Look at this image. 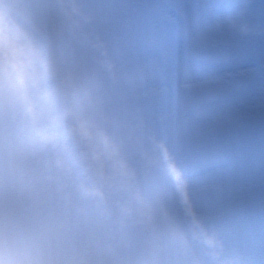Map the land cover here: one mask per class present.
<instances>
[{
    "label": "clouds",
    "instance_id": "obj_1",
    "mask_svg": "<svg viewBox=\"0 0 264 264\" xmlns=\"http://www.w3.org/2000/svg\"><path fill=\"white\" fill-rule=\"evenodd\" d=\"M264 0H0V264H264Z\"/></svg>",
    "mask_w": 264,
    "mask_h": 264
},
{
    "label": "rangeland",
    "instance_id": "obj_2",
    "mask_svg": "<svg viewBox=\"0 0 264 264\" xmlns=\"http://www.w3.org/2000/svg\"><path fill=\"white\" fill-rule=\"evenodd\" d=\"M255 46L253 47L254 49L252 50V53L248 52L245 54H242V58H244V62H252L254 60H259L260 57L263 55L264 57V45H261L259 43H254ZM253 44L250 45H246V46H251Z\"/></svg>",
    "mask_w": 264,
    "mask_h": 264
}]
</instances>
